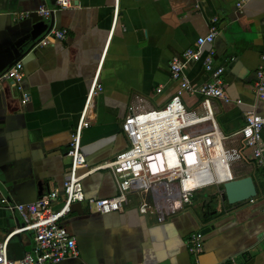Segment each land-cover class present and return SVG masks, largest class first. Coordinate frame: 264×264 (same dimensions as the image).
<instances>
[{
    "label": "crops",
    "instance_id": "crops-1",
    "mask_svg": "<svg viewBox=\"0 0 264 264\" xmlns=\"http://www.w3.org/2000/svg\"><path fill=\"white\" fill-rule=\"evenodd\" d=\"M0 0V75L17 60L24 62V87L31 99L24 105L10 81L0 87V190L21 203L42 192L61 189L69 173L72 134L84 110L95 76L103 86L89 112L91 125L83 131L82 151L90 166L113 159L129 146L121 129L135 95L148 108H162L176 94L179 81L170 73V61L210 30L219 17V35L213 47L215 64L225 67V90L233 100H214L225 135L245 124V115H264V100L255 91L256 71L264 54V0ZM53 11L44 19L38 10ZM66 29L67 37L46 46L29 40L38 21ZM46 32L43 33V36ZM210 46H205V50ZM197 85L210 74L202 60L185 68ZM162 86V91L157 88ZM190 109L200 108V96L183 94ZM264 141V130L262 132ZM243 159L231 168L235 178L251 176L258 194L253 200L230 204L222 185L195 192L192 203L164 223L138 210L139 196L130 195L122 210L100 214L86 202L76 203L64 220L76 237L78 254L58 264H193L186 245L189 234L206 226L202 264H264V183L252 150L241 141ZM235 163V162H234ZM89 197L116 193L110 171L85 179ZM22 220L17 212L0 207V242L8 238L7 255L22 258L32 252V232H16Z\"/></svg>",
    "mask_w": 264,
    "mask_h": 264
},
{
    "label": "built area",
    "instance_id": "built-area-1",
    "mask_svg": "<svg viewBox=\"0 0 264 264\" xmlns=\"http://www.w3.org/2000/svg\"><path fill=\"white\" fill-rule=\"evenodd\" d=\"M249 0H241L242 7ZM72 0H57L56 5L66 7ZM58 9V8H57ZM41 6L38 13L49 19L57 10ZM219 17L210 19V30L197 38L195 45L188 47L170 61V73L179 81L176 94L162 108L146 107V100L135 95L129 106V113L121 129L129 146L96 166H90L82 151L83 131L91 125L89 112L95 96L102 91L99 73L88 91L84 110L72 134L68 155L71 158L69 173L61 189L43 193L35 201L19 203L0 191V207L17 212L22 220L16 232H32L35 247L22 258L12 260L7 255L8 238L0 242V264H58L78 254L76 237L71 234L64 220L76 203L86 202L100 214L122 210L130 202V195H138V210L145 216H154L158 223H164L192 203L194 193L200 189L223 185L234 179L231 163L243 159L242 150L227 143L241 141L252 150V159L262 169L264 183V115L249 110L244 126L231 135H225L217 119L215 99L227 103L233 100L227 94L224 79L225 67L215 64L216 51L213 47L219 35ZM67 37L66 29L53 28L37 44L46 46ZM205 46L210 48L205 50ZM202 60L209 79L202 84H193L185 74L191 61ZM24 62L16 61L0 75L3 81H10L21 93V102L26 105L30 92L24 87ZM162 91V86L157 92ZM255 91L264 100V54L256 71ZM200 96V108L190 109L183 101V94ZM98 171H110L116 185V193L108 197H89L85 190L87 176ZM253 200V198L251 199ZM205 235L194 231L186 239L193 264H202ZM216 264H225L220 261ZM231 264H238L231 259Z\"/></svg>",
    "mask_w": 264,
    "mask_h": 264
},
{
    "label": "water",
    "instance_id": "water-1",
    "mask_svg": "<svg viewBox=\"0 0 264 264\" xmlns=\"http://www.w3.org/2000/svg\"><path fill=\"white\" fill-rule=\"evenodd\" d=\"M53 28H54L53 23L49 24V23H46L45 21H42V20L38 21L32 26V30L30 31L29 40L35 42V46H37L39 41L44 37L43 33L44 32L47 33ZM222 186H223V189L221 190L222 199L228 201L230 204H236L239 202L251 200L252 198L256 197L258 194L256 184H255V182L251 176H246V177H242V178H235V179L229 180V181L225 182ZM39 187L41 190L40 193L42 195L43 194L42 184H39ZM8 197L11 200H13L10 196H8ZM19 203H21V202H19ZM213 228H214V225H209V226L202 228L201 232L203 234H207Z\"/></svg>",
    "mask_w": 264,
    "mask_h": 264
},
{
    "label": "rangeland",
    "instance_id": "rangeland-1",
    "mask_svg": "<svg viewBox=\"0 0 264 264\" xmlns=\"http://www.w3.org/2000/svg\"><path fill=\"white\" fill-rule=\"evenodd\" d=\"M235 166H236V162H235V163L232 162V163H231V168L234 169ZM216 186H217V185L209 186V187H206V188L200 189V190H198V191H196V192H202V191L206 192L207 189H211V190H212V189H214ZM192 201H194L193 198H192Z\"/></svg>",
    "mask_w": 264,
    "mask_h": 264
}]
</instances>
